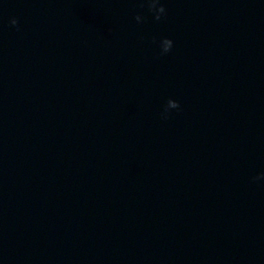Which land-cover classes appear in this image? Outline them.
Wrapping results in <instances>:
<instances>
[{"label": "water", "instance_id": "1", "mask_svg": "<svg viewBox=\"0 0 264 264\" xmlns=\"http://www.w3.org/2000/svg\"><path fill=\"white\" fill-rule=\"evenodd\" d=\"M160 3L0 0V264H264V0Z\"/></svg>", "mask_w": 264, "mask_h": 264}, {"label": "clouds", "instance_id": "2", "mask_svg": "<svg viewBox=\"0 0 264 264\" xmlns=\"http://www.w3.org/2000/svg\"><path fill=\"white\" fill-rule=\"evenodd\" d=\"M147 7L150 12L153 13V18L155 20H160L161 17L165 14V7L160 3V0H145ZM134 19L137 23H140L142 20V17L137 14L134 16ZM17 21L15 19L11 20L12 25H16ZM158 47L160 50V54H167L168 52L171 51L173 47V41L170 38L164 37L161 38ZM180 104L177 100L173 102V100H169L167 104H165L162 108L161 111V118L162 119H167L168 114L171 110H179ZM264 178V174H259L256 177H253L254 180H260Z\"/></svg>", "mask_w": 264, "mask_h": 264}]
</instances>
